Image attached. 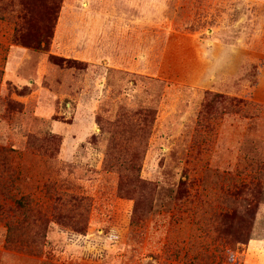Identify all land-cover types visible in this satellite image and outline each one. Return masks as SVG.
Segmentation results:
<instances>
[{
	"label": "rangeland",
	"instance_id": "1",
	"mask_svg": "<svg viewBox=\"0 0 264 264\" xmlns=\"http://www.w3.org/2000/svg\"><path fill=\"white\" fill-rule=\"evenodd\" d=\"M0 264H264V0H0Z\"/></svg>",
	"mask_w": 264,
	"mask_h": 264
},
{
	"label": "trees",
	"instance_id": "2",
	"mask_svg": "<svg viewBox=\"0 0 264 264\" xmlns=\"http://www.w3.org/2000/svg\"><path fill=\"white\" fill-rule=\"evenodd\" d=\"M31 36L34 42L33 50L38 52L44 51L46 48L44 32L36 19L31 24ZM43 44H45L44 47ZM150 210V203L137 200L129 213V225L132 227L138 226L140 221L149 214ZM251 227L252 222L247 221L246 223L230 228L228 231L234 240L243 244L248 241Z\"/></svg>",
	"mask_w": 264,
	"mask_h": 264
}]
</instances>
